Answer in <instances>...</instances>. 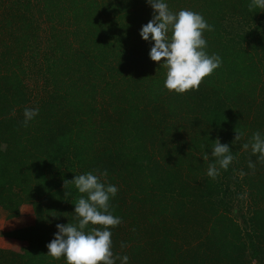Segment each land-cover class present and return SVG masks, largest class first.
<instances>
[{"label": "trees", "instance_id": "trees-1", "mask_svg": "<svg viewBox=\"0 0 264 264\" xmlns=\"http://www.w3.org/2000/svg\"><path fill=\"white\" fill-rule=\"evenodd\" d=\"M167 3L214 26L206 51L222 64L198 91L164 87L167 69L139 35L153 16L146 0H0V211L33 215L1 234L30 247L0 248V264H66L46 246L57 224L78 222L85 194L65 181L105 170L122 221L112 251L128 264H264V162L243 148L264 135V9ZM216 140L234 159L213 179Z\"/></svg>", "mask_w": 264, "mask_h": 264}, {"label": "clouds", "instance_id": "clouds-1", "mask_svg": "<svg viewBox=\"0 0 264 264\" xmlns=\"http://www.w3.org/2000/svg\"><path fill=\"white\" fill-rule=\"evenodd\" d=\"M153 10L152 19L140 29L139 35L145 42L151 43L149 58L166 68L164 87L176 94L198 91L202 80L211 75L222 64L218 54L209 55L206 51L205 31H213L214 26L204 17L192 10H170L167 0H146ZM249 8L264 9V0H250ZM39 114V108L24 109V126ZM239 139L236 134L235 140ZM251 147L256 162H264V135L259 131L252 136L251 145L243 144L244 149ZM211 155L215 161L210 163L207 175L213 179L219 175L220 169L227 170L234 157L227 144L215 141ZM208 158L205 153L204 159ZM256 162L249 160L248 167L255 169ZM219 165V168L217 167ZM99 175L89 171L74 176L72 181L81 195L75 204L74 212L78 216L76 224H57L54 238L47 244V255L55 259L63 257L66 264H128L127 255L116 256L112 251V231L122 221L113 215L110 201L115 198L118 187L105 183ZM242 175L244 173H241ZM70 195V193H66ZM92 227L85 231L88 225ZM126 245L122 242L121 247Z\"/></svg>", "mask_w": 264, "mask_h": 264}, {"label": "rangeland", "instance_id": "rangeland-1", "mask_svg": "<svg viewBox=\"0 0 264 264\" xmlns=\"http://www.w3.org/2000/svg\"><path fill=\"white\" fill-rule=\"evenodd\" d=\"M32 224L33 215L31 208L28 205H23L20 209V216L13 220H6L3 212L0 211V248L22 253L25 252L30 247L29 242L15 241L2 237L1 234L14 228L26 227Z\"/></svg>", "mask_w": 264, "mask_h": 264}]
</instances>
